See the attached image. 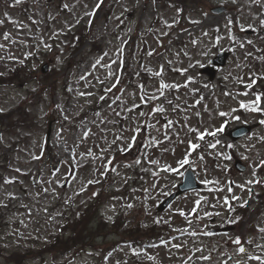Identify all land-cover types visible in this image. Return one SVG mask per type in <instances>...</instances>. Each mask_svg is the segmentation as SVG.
<instances>
[{
    "label": "rangeland",
    "instance_id": "374dc122",
    "mask_svg": "<svg viewBox=\"0 0 264 264\" xmlns=\"http://www.w3.org/2000/svg\"><path fill=\"white\" fill-rule=\"evenodd\" d=\"M100 2L57 0L56 8L49 11L45 0L38 3L29 0L28 10L21 12L8 0H0V20L4 21L0 24V45L3 46L0 47V77L7 78L0 82V114L10 112L5 118L0 115V264L12 261L20 264L8 256L15 251L27 252L29 248L42 247L47 252L37 257L35 254L24 257L20 254L19 258L22 257L25 264H237V261L259 264L249 259V255L264 256V247H257L264 246V233L259 231L264 228V187L257 183L247 185L246 182L256 180L260 168L264 169L260 164L264 160V129L259 128L256 135L229 147L232 141L225 126L264 121V111H247L239 106L241 101L255 99L252 95H245L246 85L253 79L264 78V59H261L264 53L258 57L264 43L261 44L257 34L247 32L241 34L240 42H233L228 29L229 16L240 11L241 30H257L263 19L262 13L254 8L252 0H207L199 11L189 14L190 26L185 32L174 29L170 36L173 39H169L168 30L157 24L156 36L147 35L145 46L142 38L133 44L130 39L137 31L144 35L156 13L173 26L176 10L171 5L146 3L145 0H107L97 9ZM218 4L230 8L224 13H211L210 7ZM122 18L126 25L123 28L120 25ZM128 18L131 20L126 22ZM67 25L73 30L79 25V28L88 26L91 38L77 49L69 46V38L62 33L68 29ZM220 26V36L216 39L214 28ZM121 30L124 31L122 38ZM159 40L167 44L162 45ZM118 49L122 51L118 53ZM227 49L233 50L228 63L210 81L208 75L201 74L199 69L209 64L211 56L219 50ZM150 51L152 55L148 54ZM98 58H103L101 65L93 68ZM49 60L52 68L48 73L51 70L52 73L44 77L43 86H39L36 80L24 85L20 79L9 77L23 63L22 73L25 70L41 76L42 64ZM113 60L117 63L112 64V71L120 81L106 92L105 89L111 88L116 80L115 76L107 78L108 69L102 65ZM161 66L166 83L182 85L179 89L165 90L167 99L180 105L175 112L172 111L173 105L166 103L163 97L158 96L157 100L148 103L140 100L141 95L147 98L156 93L160 78H151L145 73L151 69L153 74ZM238 77L243 78V82L238 81ZM54 82L56 91L47 90V87H54ZM140 83H144L143 93ZM101 96L105 99L101 100ZM25 104L30 105L24 107ZM133 104L137 107L129 112ZM158 105L165 108L163 114L153 111ZM260 107L264 109L263 100ZM221 112L227 115L221 116ZM236 116L240 119H234ZM16 118L19 125L14 127ZM169 120L174 123L166 127ZM148 125L155 126L151 128L158 143L153 146H149L151 140L146 134ZM221 126L223 132L208 135ZM136 127L141 131L134 133ZM189 128L196 131H189ZM201 132L205 133L203 140L199 139ZM133 135L135 141L131 140ZM120 136L123 139H119ZM217 140L219 144H216ZM189 141L199 147L191 149ZM129 143H132L131 148H128ZM212 144L216 147H211ZM122 148L125 150L121 151ZM89 150L96 158L87 155ZM102 150L103 159L100 158ZM186 155L203 188L187 192L166 210L158 211L160 201L182 180L179 173L184 172L181 169L186 165L181 166L179 161ZM61 158L67 162H59ZM236 158L250 163L248 172L236 170ZM136 159L141 160L139 165L134 164ZM109 160L115 168L111 189L118 193V197L107 199L101 195L104 204L100 208L103 213L100 217L112 222L122 215L126 218L124 226L119 235L107 236L114 229L105 230V236L99 241H88L93 246L77 252L73 260L62 263L67 257L57 258L61 246L56 237L65 241L70 231L64 233L61 225L68 218L73 219L77 209L86 207L102 190L107 169L104 165ZM151 160L159 161V165H152ZM71 164L76 166L74 177L70 174ZM128 164L132 167H125ZM164 165L177 171H163ZM6 180L11 182L6 183ZM205 180L209 183H203ZM66 181L67 185L63 187ZM238 185H245V189L241 190ZM229 187L231 192L227 191ZM248 189H251L250 193ZM232 195L240 197L235 201L237 206L247 201L243 206L245 213L241 216L239 207L229 211L223 204V198L228 196L231 200ZM197 200L201 201L199 205L195 204ZM129 204L132 207L129 208ZM193 208L197 211L193 212ZM205 212H219L220 215L205 216ZM231 213L234 222H241L235 231L210 233L226 222ZM97 215V212L93 214L78 229L89 224L94 226L96 222H91ZM138 225L146 230L152 226L162 230L167 244H149L147 240L132 246L111 244L113 239L117 238L118 242L119 237ZM193 232L195 235L191 234ZM202 232L208 235H202ZM237 236L247 254L237 252L238 246L233 243ZM82 238L80 236V240ZM249 240L252 242L248 243ZM175 244L182 246L176 248ZM132 249L138 254H133ZM205 256L210 258H201Z\"/></svg>",
    "mask_w": 264,
    "mask_h": 264
},
{
    "label": "snow or ice",
    "instance_id": "6c2138e0",
    "mask_svg": "<svg viewBox=\"0 0 264 264\" xmlns=\"http://www.w3.org/2000/svg\"><path fill=\"white\" fill-rule=\"evenodd\" d=\"M15 2H16V3H19L20 0H15ZM233 2H235V0H233ZM258 2H259V0H252V3H258ZM100 6H101V5L98 3V4L96 5V8L98 9ZM65 7H67V5H65ZM178 11H179V10H178ZM88 14H89V15H92V13H88ZM7 15H8V14L5 13V16H6V17H7ZM204 15L207 16V13H205ZM3 22H4V21L0 20V24H2ZM176 22H177V21L174 20L172 23H176ZM165 23H166L167 27H171V26H172L171 24H168L167 22H165ZM193 23H199V21H193ZM260 23H261V25H264V19H262V20L260 21ZM248 27L251 28L252 25H248ZM7 38H8V37H7V34H6V35H5V39H7ZM193 43H195V41H193ZM248 43H252V42L249 41ZM240 46L243 47L244 45L241 44ZM0 47H3V46L0 45ZM46 47H48V46L46 45ZM117 51H118V53H119V52H121L122 50L118 49ZM148 54H149V55H152V52L150 51ZM105 55H106V54H105ZM249 55H250V53H249ZM102 59H103V58H98V59L95 61V63L92 65V67H93V68H96L97 66H100V65H101V62H102ZM261 59H264V57H262ZM115 63H117V61L113 60V61H111L110 64H104V65H102L104 68L108 69V72H107V78H109V79H111V78H113V77L115 76V73L112 71V64H115ZM169 63H171V62L169 61ZM120 64H121V65L123 64V61H122V60L120 61ZM149 71L151 72V69H149ZM153 75H155V76H157V77H160L159 88L156 90V93H154V94L148 96L147 98H146L144 95H141V96H140V100H141V102H143V103H148V102H150V101L157 100V99H158V96H163V97L165 98V102H166V103L173 105V107H172V111L175 112V111L180 107V105H179V104H175L174 101H172V100H168L167 97L165 96V90H166V89H179L180 87H182V85H180V84H175V83H166V82L164 81V79H163V66H161V68H160L158 71L154 72ZM253 75H255V74H253ZM81 79H84V77L82 76ZM189 79H191V78H189ZM237 79H238V81L243 82V78H239V77H238ZM115 80H116V83H113L112 86H111V88H107V89H105L106 92H110V91L112 90V88H115V87H116V85H117V84L119 83V81H120V77H119V76H115ZM100 82L103 83V81H100ZM253 83H255V79H253V82H252V83L247 84L246 87H247V88H252ZM139 88H140L141 90H143V85H140ZM121 91H123V90H121ZM80 94H81V95H92L91 93H80ZM226 94H227V93H226ZM245 95H247V93H245ZM262 97H264V93H258V94H256L254 100H251V101H248V102L241 101L239 106H240V108L245 109V110H247V111H253V112L264 111V109H262V108L260 107ZM100 99H101V100H104L105 97H104V96H101ZM116 99L118 100V99H120V98L117 97ZM176 99L178 100L179 97H177ZM113 103H115V100L113 101ZM197 103H199V101H197ZM136 107H137V106H136L135 104H133V105H132V108L128 109V111L131 112V111H132L133 109H135ZM153 111L163 114V113L165 112V108H164L163 106L158 105ZM232 111L234 112L235 109H233ZM140 115H141V116H144V115H146V114H145V113H140ZM197 115H199V113H197ZM220 115H221V116H225V115H227V113L221 112ZM234 119L239 120L240 117H239V116H236V117H234ZM173 123H174L173 121L169 120V121L167 122L166 127H171ZM148 127L155 128L154 125H148ZM158 130H159V129H157V131H158ZM140 131H141V129H140L139 127H136V128L133 129V132H134V133H138V132H140ZM189 131H196V130H195V129H191V128H189ZM223 131H224V128H223V126H221L220 128L216 129V131H214V132H209L208 135L216 136L218 133L223 132ZM87 135H88V133L86 132V133H85V136H87ZM204 135H205V133L201 132V133L199 134V139L203 140V139H204ZM119 139H123V137L120 136ZM135 139H136V136L133 135V136L131 137V140H132V141H135ZM165 139H167V133H165ZM115 142H116V141H113V143H115ZM156 143H158V141H156L155 139H153V140L149 141V146H152L153 144H156ZM219 143H220V141L217 140V141H216V144H219ZM216 144H212V145H210V146L213 147V148H215V147H216ZM189 145H190L191 149H193V150H195V149H197V148L199 147L198 144L193 143L192 141H189ZM229 146H231V145H229ZM131 147H132V143H129V144H128V148H131ZM120 150H121V151H124L125 149L122 148V149H120ZM81 155H85V154H81ZM87 155H88V156H92L93 158H96V157L94 156V154H93L90 150H89V152L87 153ZM35 158H38V157H34V159H35ZM100 158L103 159V150H102V152H101V156H100ZM226 158H227V157H226ZM201 159H203V157H201ZM111 163H112V161L109 160L108 163L104 165V167L107 168ZM140 163H141V160H140V159H136V160L134 161V164H136V165H139ZM150 163H151L152 165H159V161H157V160H151ZM179 164H180L181 166L189 164L188 156L186 155L185 158H184L183 160L179 161ZM260 164H261V165H264V160H262V161L260 162ZM125 167H132V165H131V164H128V165H125ZM111 170H112V171H115V168H112ZM17 171H19V169H17ZM57 171H59V170L57 169ZM145 171H147V169H145ZM163 171H166V172H176L177 169L173 168V167L170 166V165H164V166H163ZM153 175H156V173H153ZM179 175L183 176L184 173H183V172H180ZM255 175H256V173H255V169H254V170H253V177H255ZM5 182H6V183H10L11 180H6ZM96 182H97V181H89V183H96ZM261 182H262V181L255 180V179H250V180H248V181L246 182V184H247V185H251V184H253V183H261ZM203 183L207 184V183H209V181L205 180V181H203ZM216 183H219V182L216 181ZM238 187H240L241 190H244V189H245V185H238ZM81 190H83V189H81ZM227 191H228V192H231V191H232L231 187H229V188L227 189ZM248 191H249V193H250V192H251V189H248ZM231 200L238 201V200H240V197H237V196H235V195H232ZM200 203H201L200 200L195 201V204H196V205H199ZM223 204H224L225 207L228 208L229 211L232 210V206H231L230 199H229L228 196H225V197L223 198ZM246 204H247V201H244L243 204H242L241 206H246ZM128 207L130 208V207H132V205L129 204ZM213 207H215V205H213ZM192 211L195 212V211H197V209H196V208H193ZM180 215H181V216H184L183 211H180ZM204 215H205V216H211V215H217V216H218V215H220V213H219V212H213V213L205 212ZM156 222L159 223L160 221L157 220ZM164 222H165V223H168V221H164ZM176 231H181V230L177 229ZM259 231L262 232V233H264V228H260ZM191 234H192V235H195L194 232L191 233ZM251 242H252L251 240L248 241V243H251ZM160 243H161V244H167V241L161 240ZM233 243L236 244V245L238 246V247H237V252H238V253H240V254H247L246 248L243 246V243L241 242V238H240L239 236H237V237L233 240ZM173 246L176 247V248H179V247H181L182 245H180V244H175V245H173ZM257 247H264V246L257 245ZM132 251H133V254H138V253L136 252V249H132ZM148 258H149V259H154V257H152V256H149ZM201 258L207 260V259H209L210 257L205 256V257H201ZM249 259H251V260H256V261L259 262V264H264V256H260V255L252 256V255H249ZM237 264H240V262L237 261Z\"/></svg>",
    "mask_w": 264,
    "mask_h": 264
},
{
    "label": "trees",
    "instance_id": "16d2710c",
    "mask_svg": "<svg viewBox=\"0 0 264 264\" xmlns=\"http://www.w3.org/2000/svg\"><path fill=\"white\" fill-rule=\"evenodd\" d=\"M169 1H172L175 5H177L181 12L184 10H188L189 8L194 9L193 8L194 6L192 4L195 2L194 0H169ZM102 225H106V223L103 222ZM116 225L117 223L114 225V228L116 227L117 229ZM98 233L99 231H96L95 234H92V232H89V228H83L82 231L78 229H72L71 235L65 241L62 239H58L60 240L59 244H61V250L58 251V253L64 254L66 251L72 249L75 246H78V248H76V251H79L87 245H93V244H89L88 241L100 237L97 235ZM80 236H83L82 240H80ZM17 255H19V253H17Z\"/></svg>",
    "mask_w": 264,
    "mask_h": 264
},
{
    "label": "water",
    "instance_id": "95a60500",
    "mask_svg": "<svg viewBox=\"0 0 264 264\" xmlns=\"http://www.w3.org/2000/svg\"><path fill=\"white\" fill-rule=\"evenodd\" d=\"M221 10H222V8L216 9V11H221ZM220 56H221V58H219L218 60H213L214 64H218V65L225 64L227 54H223V55L221 54ZM203 71L210 73L211 76L214 75V71H212V70L210 71L209 68H205V69H203ZM232 133L234 134L233 136L236 138V137L246 133V130H245V127H242V128L239 127L236 130L232 131ZM239 166H240L241 170L244 169L243 165H238V167ZM185 179H186V182H184V184L180 185V192L184 191L185 189L195 188V187L199 186V184L196 182L195 176H194L192 171L187 172ZM174 196H175V194L172 195L169 199H166L163 202V204L160 206V208L164 207L166 205V203H168V201H170Z\"/></svg>",
    "mask_w": 264,
    "mask_h": 264
}]
</instances>
